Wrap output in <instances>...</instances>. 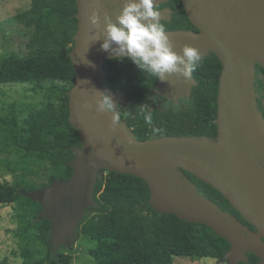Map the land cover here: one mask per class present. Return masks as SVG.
Masks as SVG:
<instances>
[{"label": "water", "instance_id": "95a60500", "mask_svg": "<svg viewBox=\"0 0 264 264\" xmlns=\"http://www.w3.org/2000/svg\"><path fill=\"white\" fill-rule=\"evenodd\" d=\"M167 1L154 0L156 7ZM181 2L196 30H166L174 51L182 55L185 45L194 46L203 56L213 53L222 66L214 140L193 136L138 140L121 118L113 131L114 113L96 111L99 92L111 96L119 106H128L130 101L122 90L104 85L103 62L116 55L102 49V33L101 40H92L98 30L92 29L88 17L99 8L103 28V13L115 20L123 0H76L77 30L69 53L74 82L68 92V119L79 131L81 148L73 149L70 177L52 179L33 193L42 204L41 213L50 220L47 241L54 249L69 247L77 238L80 221L95 204L92 192L98 171L105 169L142 178L157 212L203 223L223 237L230 244L223 256L226 264L246 261L247 251L261 257L263 264L264 117L257 107L255 67L264 69V0ZM157 10L161 21L170 20L169 7ZM194 85L193 77L186 80L173 75L169 82L157 78L152 94L177 101L178 97H189ZM85 102L93 108L85 109ZM184 171L218 190L256 232L200 194Z\"/></svg>", "mask_w": 264, "mask_h": 264}, {"label": "trees", "instance_id": "16d2710c", "mask_svg": "<svg viewBox=\"0 0 264 264\" xmlns=\"http://www.w3.org/2000/svg\"><path fill=\"white\" fill-rule=\"evenodd\" d=\"M160 5L171 9V19L161 21L165 30L196 28L189 21L181 0H169ZM159 5V6H160ZM76 0H30L28 8L13 18L28 30L23 56L10 54L0 59V85L27 83L33 90L58 95L57 104L45 106L19 126L14 112L0 116L2 148L15 146L26 152L52 153L57 163L49 170L46 181L38 183L25 179L9 182L0 179V204L16 202L32 220L33 236L45 247L39 260L30 253L21 264H70L68 249H54L47 241L50 221L41 216V204L31 192L46 186L51 178H68L72 173L69 161L74 148H81L79 131L69 122L68 92L74 82V69L69 53L77 30ZM218 58L203 56V67L193 71L196 85L189 101L181 107H158L152 100V88L157 77L142 72L129 58H109L103 62L104 85L122 90L130 101L120 106L121 120L129 126L138 140L162 136H193L216 138V97L221 71ZM255 90L264 92V69L255 67ZM153 111L154 124L148 125L141 106ZM264 117V105L258 101ZM154 128L162 129L157 135ZM212 140V139H211ZM214 140V139H213ZM184 175L196 185L197 191L214 202L221 210L246 222L222 194L190 172ZM95 204L87 209L79 223L78 233L87 236L93 247L87 254L95 264H173L172 256L194 261L197 258L224 260L230 244L207 225L188 222L174 213L157 212L150 204L147 183L140 177L100 169L93 187ZM247 260L237 264H259L260 258L248 253ZM6 264V263H3ZM264 264V263H263Z\"/></svg>", "mask_w": 264, "mask_h": 264}, {"label": "rangeland", "instance_id": "374dc122", "mask_svg": "<svg viewBox=\"0 0 264 264\" xmlns=\"http://www.w3.org/2000/svg\"><path fill=\"white\" fill-rule=\"evenodd\" d=\"M29 4L30 0H0V59L10 54L23 56L27 53L25 44L29 31L17 23L13 16L28 8ZM57 99V94L45 90H33L27 83L1 84L0 116L14 112L21 126L48 101L56 105ZM56 163L57 157L52 153L26 152L15 146L3 149L0 136V179L9 182L25 179L37 185L46 181L49 170ZM52 179L57 178L52 177ZM40 188L33 190L30 195ZM34 199L36 200L35 197ZM40 214L44 216L41 212ZM31 220V214L18 202L9 205L0 204V264H21L24 255L29 253L35 261L44 257L45 247L33 236V227L26 229ZM93 245L94 243L87 236L78 233L75 241L66 247L71 255L70 264H95L87 254V250ZM172 259L173 264H226L224 260L219 261L215 258H197L191 261L185 257L172 256Z\"/></svg>", "mask_w": 264, "mask_h": 264}, {"label": "clouds", "instance_id": "9594fccd", "mask_svg": "<svg viewBox=\"0 0 264 264\" xmlns=\"http://www.w3.org/2000/svg\"><path fill=\"white\" fill-rule=\"evenodd\" d=\"M88 19L92 29L98 30L92 36L94 42L101 40L102 33L104 51L114 53L116 58H129L142 72L146 71L162 82H169L173 75L191 79L193 71L203 67V54L196 47L185 45L182 55L174 51V42L166 34L154 0H123L115 20L107 12L103 13V28L99 8H94ZM87 64L94 67L90 61ZM99 96L96 111L114 113L110 126L115 131L121 122L117 112L119 105L106 93L99 92ZM83 107L91 110L93 105L85 102ZM141 111L146 123L153 125L154 110L149 111L144 105ZM154 131L159 135L162 129L154 128Z\"/></svg>", "mask_w": 264, "mask_h": 264}, {"label": "flooded vegetation", "instance_id": "af4514ba", "mask_svg": "<svg viewBox=\"0 0 264 264\" xmlns=\"http://www.w3.org/2000/svg\"><path fill=\"white\" fill-rule=\"evenodd\" d=\"M163 7H168L167 5H158L157 7H156V9H161V8H163ZM171 15V14H170ZM171 19V18H170ZM193 77V76H192ZM256 86V85H255ZM257 91V90H256ZM258 92V94H259V96L257 97V107H258V101L262 104V105H264V92L263 91H261V90H258L257 91ZM151 98H152V100H153V102L158 106V107H175V108H178V107H181L182 105H184V104H186L188 101H189V99H190V96L189 97H178V99H177V101H174L173 99H171V100H168L165 96H155V95H152L151 96ZM120 109V106H118V110ZM258 110H259V107H258ZM260 111V110H259ZM261 112V111H260ZM262 113V112H261ZM217 134V133H216ZM216 137V136H215ZM212 140L213 139H215V138H211ZM232 215V214H231ZM236 217V216H235ZM237 218V217H236ZM238 219V218H237ZM239 220V219H238ZM248 230H250V231H255L256 232V229L252 226V225H250L249 223H247V222H242L241 220H239ZM262 239V241L264 242V237H262L261 238ZM248 253H252V254H255V253H253V252H246V255L248 254ZM256 255V254H255ZM257 256V255H256ZM258 257V256H257ZM260 258V261L262 260L261 259V257H259ZM260 261H259V264H260ZM240 262H242V261H240ZM264 263V262H263Z\"/></svg>", "mask_w": 264, "mask_h": 264}]
</instances>
